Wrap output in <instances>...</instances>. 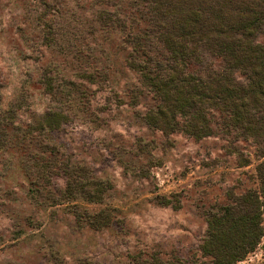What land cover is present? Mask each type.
Instances as JSON below:
<instances>
[{"label": "rangeland", "instance_id": "1", "mask_svg": "<svg viewBox=\"0 0 264 264\" xmlns=\"http://www.w3.org/2000/svg\"><path fill=\"white\" fill-rule=\"evenodd\" d=\"M76 1L0 0V110L16 99L22 123L51 105L66 112L70 120L53 133L55 142L111 187L102 205H49L46 196L57 198L65 177L53 176L33 192L15 160L0 153V264H214L199 248L207 215L231 192L257 188L264 146L148 128L138 117L142 105L126 103L123 90L135 77L119 64L109 81L98 78L80 98L53 99L47 80L65 93L63 80L73 79L75 69L37 26L63 24ZM105 206L114 209L113 222L91 229L84 208ZM235 264H264V235Z\"/></svg>", "mask_w": 264, "mask_h": 264}, {"label": "trees", "instance_id": "2", "mask_svg": "<svg viewBox=\"0 0 264 264\" xmlns=\"http://www.w3.org/2000/svg\"><path fill=\"white\" fill-rule=\"evenodd\" d=\"M64 20L37 26L75 69L73 79L63 80L65 93L47 80L53 99L80 98L98 78L109 81L119 64L135 77L123 90L126 103L142 105L138 117L148 128L195 140L251 138L264 146V0H78ZM15 106L16 99L0 110V153L15 160L33 192L62 175L64 187L57 198L46 196L49 205L104 204L110 184L55 142L53 133L69 115L51 105L22 123ZM259 157L257 188L231 192L207 215L199 248L214 264L243 260L264 235V148ZM113 212L84 208V222L100 230L113 222Z\"/></svg>", "mask_w": 264, "mask_h": 264}]
</instances>
